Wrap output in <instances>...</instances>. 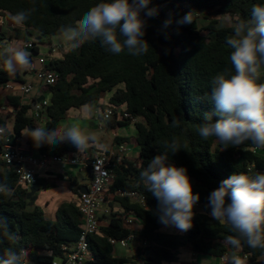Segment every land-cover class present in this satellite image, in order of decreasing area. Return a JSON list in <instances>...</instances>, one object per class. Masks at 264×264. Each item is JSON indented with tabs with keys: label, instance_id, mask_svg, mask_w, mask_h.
Wrapping results in <instances>:
<instances>
[{
	"label": "trees",
	"instance_id": "trees-1",
	"mask_svg": "<svg viewBox=\"0 0 264 264\" xmlns=\"http://www.w3.org/2000/svg\"><path fill=\"white\" fill-rule=\"evenodd\" d=\"M98 2L100 0H0V13L14 15L35 8L22 28L35 34L37 39L52 38L60 36L61 26H74L75 21ZM256 4H264V0H150L148 7H155L159 12L155 17H146L147 22L161 16L163 19L171 17L173 23L158 34L146 27L147 54L134 57L127 50L113 54L96 39L85 41L74 50L70 47L61 59H51L47 64L46 69L57 75L56 83L47 87L50 100L43 110L47 128H59L69 110L95 103L104 93L112 91L110 105L124 106V112L139 120L135 128L140 164L138 167L131 163L116 166L109 193H137L144 199V206L129 198H113L112 202L119 204L121 211L111 209L102 214L99 233L87 237L93 258L90 264L176 263L180 250L187 246L195 254L218 258L236 250L227 243V237L235 235L230 225L210 215L208 196L222 180L236 172L250 175L264 172V149L250 143L246 151L247 145L225 147L215 137L204 140L199 135V125L205 115H210L213 122L220 118L211 100L214 77L221 73L230 77L235 69L230 61L232 49L226 40L233 34L232 26L220 27L212 20L201 28L198 15L212 11L229 16L232 22L247 21ZM190 11L193 23L178 26L175 21ZM33 46L32 52L37 55L36 43ZM18 78L16 75L14 80ZM10 82V73L0 63V86ZM258 82L264 83V75ZM73 90L79 94H73ZM8 105L16 112L12 131L15 138L22 136V129L38 126V117H30V107L21 105L19 98L8 97ZM2 107L0 104V112ZM176 119L181 121L179 127H173ZM123 122L120 125L129 123ZM109 125L113 126L112 121ZM0 127L7 129L1 113ZM173 137L179 139L181 150L169 154V163L185 167L194 192L200 194L194 207L193 227L183 234L161 232L166 226L159 222L158 201L140 179L142 170L152 158L164 152V142H170ZM26 145L39 157H60L76 151L71 144L61 143L36 148L29 138ZM0 183H6L12 190L11 196L0 193V218L6 219L9 232L18 237L9 241L0 229V258L8 248L17 252L21 248L27 250L33 264H52L55 259L64 258L62 247L77 242L82 233L78 206L61 204L55 220L50 221L42 209L25 200L28 191L18 186L16 175L5 166L0 173ZM35 186L51 187L39 181ZM129 215L139 221V230L125 225L124 220ZM110 240H131V244L142 241L144 247L133 248L130 244L135 251L130 258L116 257ZM240 251L247 257L244 264H264V249H252L242 242Z\"/></svg>",
	"mask_w": 264,
	"mask_h": 264
},
{
	"label": "clouds",
	"instance_id": "clouds-1",
	"mask_svg": "<svg viewBox=\"0 0 264 264\" xmlns=\"http://www.w3.org/2000/svg\"><path fill=\"white\" fill-rule=\"evenodd\" d=\"M150 0H100L87 10L74 26H61L60 38L70 42L74 50L83 42L99 39L107 51L119 54L125 50L134 57L147 54L149 43L144 39L147 18L158 15L159 10L148 7ZM35 8L21 10L10 20L17 27H24ZM144 13V16L141 13ZM173 23L172 18L163 22L161 31ZM175 23L192 24V12L186 13ZM233 34L226 38L232 49L230 61L235 74L230 77L218 74L212 81L211 100L220 117L215 122L205 115L199 125V135L204 140L215 137L225 147L247 145L264 149V83H259L264 69V4L252 6L251 18L232 23ZM165 39H168L165 34ZM167 51V50H166ZM31 53L22 46L0 43V63L10 74L32 67ZM89 109V113H90ZM173 127L181 121L174 120ZM21 134L32 140L34 147L68 142L78 153L96 146L107 150L98 132L82 129L78 124L49 129L46 126L22 129ZM164 152L156 155L140 173L147 191L158 201L159 222L184 233L193 227L194 207L200 194L194 192L185 167L169 163V154L181 150L179 139L173 137L163 144ZM10 162V159H9ZM0 193L11 196L12 190L0 183ZM230 201V202H228ZM210 215L216 221L230 225L235 235L227 237V243L240 249L242 242L252 249H264V172L250 175L236 172L221 181L218 188L208 196ZM0 229L9 241L18 237L9 232L6 219L0 218ZM27 250L18 252L8 248L0 258V264H25ZM229 264H244L233 252Z\"/></svg>",
	"mask_w": 264,
	"mask_h": 264
},
{
	"label": "crops",
	"instance_id": "crops-1",
	"mask_svg": "<svg viewBox=\"0 0 264 264\" xmlns=\"http://www.w3.org/2000/svg\"><path fill=\"white\" fill-rule=\"evenodd\" d=\"M148 27V26H147ZM150 28V27H149ZM8 42L9 44H15L25 47L29 43H36L38 49L37 55H31L32 67L25 71H18L15 74H10L11 88L0 86V104L3 106L1 114L4 116L7 122V129L13 131L15 110L8 105V97H17L20 99V104L30 107L29 116L38 117V126H45L47 122L46 116L43 114L45 106L50 100V94L48 89L41 82L36 81L33 77V71L41 68L39 59L44 57L47 64L51 59H61L70 48V42L64 41L60 36L52 38L37 39L35 34H29L22 27H17L11 20L10 15L0 13V43ZM55 47V51L51 53V46ZM45 46L49 52V55H41L40 47ZM26 48V47H25ZM27 49V48H26ZM28 50V49H27ZM29 51V50H28ZM16 75H19L18 80H14ZM262 75H264V69H262ZM32 83L33 91L28 96H23L20 93L19 85ZM49 94V95H48ZM73 94H79L77 90H73ZM114 94V91L104 93L100 99L92 104L83 106L79 109H71L67 112L66 117L59 123V128L69 125L78 124L82 129H88L90 131H96L99 133L101 142L108 145L107 150L99 147H90L87 151L78 153L68 152L63 157L75 159L77 161L88 163L95 157L100 155L113 154L117 166L124 163H131L135 167L140 164L139 151L137 150L136 143V128L135 125L128 123L127 125H120L124 123L121 119L114 117L111 121L113 126L108 124L104 130L98 129V123L102 120L103 113L110 108H116L120 112L125 111L124 106L113 107L110 105L109 100ZM89 109L91 110L89 113ZM139 122V120H138ZM20 142L23 146L27 147L28 137L22 135ZM62 145H69L68 142H62ZM28 148V147H27ZM30 150V149H29ZM33 155L38 156L35 152L30 151ZM4 171V166L0 162V173ZM86 180V181H84ZM42 185L49 184L51 187L44 189L41 186H34L38 192L35 194L36 201L32 204L43 210L46 218L50 221L55 220L56 211L63 203H72L78 205L79 192L83 188H87L90 184V178L87 174V169H83L80 165H69L62 163H52L45 168L38 171L37 180ZM76 182L75 185L72 182ZM76 189V192H74ZM115 196L110 194L107 203L104 208L98 214V218L101 217L105 211L113 209L114 211H121L119 204L112 202ZM112 206V207H111ZM100 221V219H99ZM125 225L134 230L140 229L139 221L134 216H127ZM103 222L100 221V226ZM174 227H165L161 229L163 233L169 234H183L182 232H174ZM235 252L236 255H240V249L230 250L227 254L231 255ZM135 253L134 249L129 247H122L121 245L114 246V255L116 257H131ZM165 264H225L221 258L198 255L195 254L192 249L187 246L180 250L176 263Z\"/></svg>",
	"mask_w": 264,
	"mask_h": 264
},
{
	"label": "built area",
	"instance_id": "built-area-1",
	"mask_svg": "<svg viewBox=\"0 0 264 264\" xmlns=\"http://www.w3.org/2000/svg\"><path fill=\"white\" fill-rule=\"evenodd\" d=\"M156 21H162L163 18L158 16ZM28 50L33 49V43L25 46ZM51 53L55 51L52 45L50 48ZM41 68L33 71V77L36 81L41 82L44 86L49 87L56 83L57 75L46 69L47 62L44 57L39 59ZM11 88L10 85L6 86ZM20 93L23 96H28L33 91L32 83L20 84ZM117 117L121 121H127L135 125L138 119L133 118L126 112H120L116 108L107 109L102 116V120L98 123V129L104 130L107 128L109 122ZM10 159V162H9ZM0 162L17 177L18 186L29 191L34 187L37 180L38 171L47 167L52 163H62L69 165H80L83 169H91L90 184L85 192H79L78 196V209L81 214V229L82 233L79 240L70 245H64L62 251L64 258H58L52 264H90L93 258L88 249L87 237L99 233L100 221L98 214L104 208L108 201L109 188L114 180V168L117 166L113 154L100 155L95 157L92 161L85 163L79 162L75 159L68 157H39L33 155L29 148L23 146L19 138H15L13 133L6 128L0 127ZM114 196L120 198H129L132 201L140 203L144 206V199L139 197L134 192L119 191ZM108 211H105L107 213ZM113 246L121 245L122 247H129L131 240L115 241L110 240ZM240 258L247 262V257L239 255ZM229 254H224L221 260L225 264H229ZM25 264H33L29 256L25 258Z\"/></svg>",
	"mask_w": 264,
	"mask_h": 264
},
{
	"label": "rangeland",
	"instance_id": "rangeland-1",
	"mask_svg": "<svg viewBox=\"0 0 264 264\" xmlns=\"http://www.w3.org/2000/svg\"><path fill=\"white\" fill-rule=\"evenodd\" d=\"M165 20L166 19H163L161 22L156 21V20L152 22L149 21L147 22V26L150 27L155 33L158 34L161 32V27ZM212 20L217 21L220 27L232 26V23H233L229 16L225 14H220L218 12L208 11V12H202L198 15V24H199V27L201 28H204ZM203 35H206V32H203ZM40 54L49 55V52L45 46L40 47ZM137 150L139 151L138 147H137ZM174 232H180V231L175 228Z\"/></svg>",
	"mask_w": 264,
	"mask_h": 264
},
{
	"label": "water",
	"instance_id": "water-1",
	"mask_svg": "<svg viewBox=\"0 0 264 264\" xmlns=\"http://www.w3.org/2000/svg\"><path fill=\"white\" fill-rule=\"evenodd\" d=\"M29 52L32 55H34L32 50H29ZM87 174H88V177L91 179V169L87 170ZM86 190H87V188H83L80 192H85ZM37 192H38V190L35 187L30 188L25 200H27L31 204H33L36 201L35 194ZM131 245H132L133 248H137V247L143 248L144 247V243L142 241L141 242L134 241ZM147 254H148V252H147Z\"/></svg>",
	"mask_w": 264,
	"mask_h": 264
}]
</instances>
